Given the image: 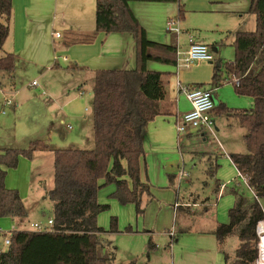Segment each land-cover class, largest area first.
Listing matches in <instances>:
<instances>
[{
	"label": "trees",
	"instance_id": "trees-1",
	"mask_svg": "<svg viewBox=\"0 0 264 264\" xmlns=\"http://www.w3.org/2000/svg\"><path fill=\"white\" fill-rule=\"evenodd\" d=\"M131 2H177L179 17L185 15L181 0H96L97 31L107 35L131 33L137 44L138 65L135 69L96 71L91 104L93 148H56L36 139L27 149H0V217L27 215L19 191L8 188L5 182L7 168L16 167L20 155L32 157L37 150L53 151L55 166L54 187L48 192L54 205L52 228L12 231L8 250L0 253V264H115L116 247L105 235L118 231L117 220L112 218L110 230L99 225V215L110 208L99 202V190L114 184L116 190L111 196L122 204H135L138 213L144 212L143 197L151 189L141 179L143 133L149 122L168 114L160 105L167 95L166 74L149 69L148 62L176 65L177 46L149 39ZM249 12L256 16L255 30L235 33V60L215 66L212 78L215 87L231 81L238 95L255 99L250 110L228 111L246 129L248 151L231 158L254 194L248 198L236 193L229 222L221 223L213 232L221 247L238 233L240 245L234 258L224 253V264H256V227L264 218L259 203L264 198V0H250ZM12 14L13 0H0V51L10 33ZM16 71L15 54L6 52L0 57V74H7L15 86ZM150 247H154L153 242Z\"/></svg>",
	"mask_w": 264,
	"mask_h": 264
},
{
	"label": "rangeland",
	"instance_id": "rangeland-1",
	"mask_svg": "<svg viewBox=\"0 0 264 264\" xmlns=\"http://www.w3.org/2000/svg\"><path fill=\"white\" fill-rule=\"evenodd\" d=\"M181 1L185 10L183 18L179 17L177 2L140 3L144 6L172 4L170 5L173 8L172 15L165 16L163 20L161 19L163 16H160L161 20L151 31L149 37L159 42L167 39L168 42L164 43L176 44L177 38L168 31L167 22L171 18H178L182 29L179 35V45L184 50L188 44L187 32L191 31L206 44L211 45L217 58L216 63L220 60L233 62L236 57L235 33L239 30L254 31L256 28V16L247 12L250 0L246 12L241 17L240 15H221L206 10L198 11L192 8L193 6L187 7L186 0ZM229 2L231 4V1ZM60 63L65 66V71L57 74H60L67 82L68 80L74 81L78 74H81L83 77L81 88L75 86L70 92L60 90L54 81L57 80L55 73L44 76L42 71H45V67L35 65H29L26 74L16 75L15 86H12L7 74H0V145L6 143L10 145L9 148L27 149L31 141L36 140L38 133L44 131L39 134L42 135L39 139L46 140L54 147L66 148L76 143H79L78 146L83 149L94 147L91 104L95 76L91 72L74 71L73 67L77 65L75 61L68 63L60 61ZM67 65L71 67L68 68ZM171 66L174 71V65ZM193 67L195 66L186 67V71H190ZM203 73L204 76L207 75L205 70ZM34 82H36L35 85ZM44 90L53 101L48 102V99H45ZM6 99H11L12 105H4ZM245 100L237 95L231 84L222 86L218 94H213L215 106H218L220 102L229 101L232 104L231 108L246 109ZM62 109L68 117L63 124L60 123L59 118L55 120V132L39 129V132L32 136L33 139L28 140V135L25 138L22 137L27 130L37 128V126L41 128L39 121L42 120L44 123L45 110H56L62 114ZM85 116L87 119H84ZM69 126L73 128L69 129ZM217 138L220 136L218 135ZM192 141L196 145L194 150L205 151L207 154L199 153L200 155L197 154L193 159V155L189 152L184 151L183 156L179 153L177 160L170 162V169L167 170L176 176L175 183L170 186L167 183V180L170 181L168 175L162 183L146 180L152 186V197L144 196L143 213L137 212L135 204H122L111 196L115 189L113 185H108L101 190L99 201L102 204H109L110 208L99 215V225L110 230L112 218L115 217L117 220L118 231L106 234V237L116 247L115 264H224L225 256L220 252L217 237L210 232L216 227L211 215L216 213L217 208L210 207L208 216L204 214L203 217L198 214L201 208L209 206L205 203L207 201L205 199L209 198L212 204L218 202L216 193L220 180L228 184L226 193L218 202L221 204L218 219L223 218L225 222L229 220L230 208L236 203L234 191L248 198H253V194L239 179L234 166L226 157L227 155H224L223 146L221 147L223 150L218 147L217 139L212 134L205 142L206 149L197 146V140ZM226 150L229 151L228 148ZM214 155L215 159L217 155L216 161L219 168L218 173L211 176L210 168L215 163H209L208 158ZM182 173L185 175L182 176ZM155 175L160 177L158 172ZM54 181L53 151L37 150L32 157L22 154L16 167L7 168V187L19 191L27 209V215L16 221L19 229L35 231L33 224L47 225L48 220L54 217V205L48 196V192L54 187ZM178 199L183 201L181 203L183 206H190L185 209L188 210V215L192 214L191 217L177 216L175 203ZM190 202L198 203V206ZM259 203L264 211V198H260ZM6 221V218L0 217V229L2 230L0 251L8 250L9 245L5 243V234L10 237L14 231L13 221L11 224ZM260 228V231H264V226L261 225ZM150 242L155 244L154 248L150 247ZM239 245L240 239L238 233H235L226 240L223 249L234 258L235 250ZM107 248L110 249V247Z\"/></svg>",
	"mask_w": 264,
	"mask_h": 264
},
{
	"label": "crops",
	"instance_id": "crops-1",
	"mask_svg": "<svg viewBox=\"0 0 264 264\" xmlns=\"http://www.w3.org/2000/svg\"><path fill=\"white\" fill-rule=\"evenodd\" d=\"M229 1H231V4ZM140 3L173 2H131L130 6L133 12L142 26L146 29L149 37L151 31L157 26L156 24L161 19L163 20L165 16L169 17L172 15L173 8L170 6L172 4H165V6H144V4ZM248 4L249 0H186L187 7L193 6L192 8H195L198 11L206 10L207 12L218 13L221 15H240V17L246 12ZM249 9L247 12H249ZM160 16L163 17L160 19ZM58 33L60 36H57ZM187 33L188 44L185 50L179 45V36L171 33L176 36V46L179 47L181 51H186L188 49L190 35H192L197 42L205 43V41L191 31ZM149 39H151V37H149ZM163 40L164 41L160 43L168 42L167 39ZM208 45L211 47L210 44ZM6 52L14 53L17 58V76L26 74L29 65L45 67V71H42V74L46 76L49 73H55L57 80L54 81L59 86L60 90L67 92H70L71 88H74L75 86H80L81 88L83 85L81 84L83 77L81 74H78L75 79L76 81L68 80L67 82L60 74H57L61 71H65V66H62L60 61L62 63L75 61L77 65L76 67H73L75 69L74 71H79V73L91 72L94 76L96 71L100 69H135L138 65L137 44L131 33H111L107 35L104 32L97 31L96 0H13L10 33L4 44V50L0 51V56L3 57ZM216 61L217 58L215 57V61L213 62H195L191 64L195 67L190 71H186V66L178 67L177 64L174 65L173 71L171 65L156 61L148 62L149 69L161 71L166 74L165 81L167 95L166 98L160 102V105L161 109L168 114L159 115L153 121L149 122L143 133L145 148V153L141 158V179L143 182L149 184V182L146 181L149 180L151 182L162 183V180L168 175L170 176V181L167 180V183H169L170 186L175 183L176 176H173L167 170L170 169L169 163L176 161L179 153L182 155L184 151L189 152L193 155V159H195L197 154H207L205 151L199 152L194 150L193 148H195L196 145L192 140H197V146H202V148L206 149L205 142H207L208 136H211V134L198 132L179 134L177 132L176 123L181 122L184 114L192 109V104L186 96L184 89L195 86L211 88L214 90L213 94H218V91L222 86L229 84L234 86V83L231 81L224 82L220 87L212 85L215 66L219 63L221 65L224 63L223 60H220L218 63H216ZM66 67L70 68L71 66L67 65ZM204 70L207 73L206 76L203 75ZM43 92L45 99H48V102H51L52 99H50L47 92L45 90ZM238 96L246 99L244 105L247 106L246 109L231 108L232 104L229 101H226L220 102L218 106H215V109L212 112L216 134V136H212L217 139L219 148L223 146L225 151L224 155H227L226 157L234 166L237 175L238 169L234 164L231 155L236 153H246L248 151L247 143L245 141L246 129L240 124L239 118L229 114L228 111L250 110L255 105V99L253 97ZM37 99L41 101L39 97H37ZM43 115V118L45 119L44 123L42 120L39 121L41 128H38L37 126V128L27 130V132L22 135L23 138L28 135V140L33 139L32 136L39 132V129L40 131H54L55 120L59 118L61 121L60 123L63 124L65 123L66 117H68L63 109L62 114L60 111L56 110H45ZM84 119H87V117L85 116ZM72 128L73 127L69 126V129ZM42 132L38 133L36 139H39L42 136L39 135ZM218 135L221 139L217 138ZM76 144H72L70 147L80 148L78 146L79 143ZM9 146V144L3 143L0 145V149H8ZM227 148L229 151L226 150ZM208 159L209 163H215L214 166L210 168L211 176H214L218 173L217 171L219 168L216 161L217 155L216 159L215 155L213 157L209 156ZM154 172H158L160 177H157ZM239 179L246 184L242 178L239 177ZM222 184L224 183L220 180L218 182L216 193L218 202L228 188L227 184L224 189H221ZM109 185L115 187V192L116 186L114 184ZM107 186L108 185L103 186L99 190L98 200L101 190ZM248 188L250 189L249 186ZM150 189L151 193L145 194L148 195L149 198L152 197V186H150ZM236 193L238 192L234 191L237 201L238 197ZM205 200H207L205 203L209 206L201 208L202 210H200L198 215L204 217V214H207L208 216L210 214V207L215 206L217 208L216 213L211 215V218L216 223V227L210 230V232L213 233L221 223H227V220L225 222L223 218L218 219L220 203L216 202V204L218 203L216 205L212 204L209 198ZM177 202L181 204L183 201H179L178 199L176 203ZM192 204L196 207L198 206V203ZM185 207L190 206H175L177 216H192V214L188 215V210H186ZM4 218L7 219L6 223L11 224L13 221L14 230H26L19 229V224L16 222L18 221V218ZM228 218L230 219L229 216ZM262 226H264V223ZM218 246L220 252L223 254L225 252L228 253L223 249V246L221 247L219 245V243ZM2 251L3 250H1L0 253Z\"/></svg>",
	"mask_w": 264,
	"mask_h": 264
},
{
	"label": "built area",
	"instance_id": "built-area-1",
	"mask_svg": "<svg viewBox=\"0 0 264 264\" xmlns=\"http://www.w3.org/2000/svg\"><path fill=\"white\" fill-rule=\"evenodd\" d=\"M167 29L170 33H174L177 36L180 35L182 29L180 25V20L178 18H171L167 22ZM57 36H60L58 33ZM213 62L215 61V55L211 49V47L208 44L200 43L195 40V38L190 35L189 37V47L186 51H181L179 47H177V66H190L191 64L195 62ZM235 81L238 82L237 78H235ZM34 85L36 82L33 83ZM184 92L188 99L190 100L192 104V109L185 113L182 121L176 123L177 132L179 134H185V133H210L214 136L215 134V122L212 117V112L215 109V104L213 101V92L214 90L211 88H203V87H192V88H186L184 89ZM11 99H6L4 105H12ZM5 112V110H3ZM229 156V155H228ZM185 175L182 173V176ZM238 177L242 178L246 184L248 185V179L242 175V173L238 170ZM227 186V184H222L221 189H224ZM252 191V190H251ZM253 192V191H252ZM254 194V193H253ZM179 202L175 204L176 207L180 206ZM264 222V218L259 220L257 227H256V233L259 237V257L261 254L260 250V244L262 235H264V231H260V223ZM54 224V219L51 218L48 220L47 225H42L39 223L33 224V227L36 231H46L50 230ZM2 232V230H0ZM5 243L7 245H10V237H8L6 234ZM258 260L256 264H258Z\"/></svg>",
	"mask_w": 264,
	"mask_h": 264
},
{
	"label": "bare ground",
	"instance_id": "bare-ground-1",
	"mask_svg": "<svg viewBox=\"0 0 264 264\" xmlns=\"http://www.w3.org/2000/svg\"><path fill=\"white\" fill-rule=\"evenodd\" d=\"M263 224V223H262ZM261 224V225H262ZM260 225V226H261ZM260 229V227H259ZM261 244H260V250H261V254H260V258L258 260V264H264V235L262 236V239H261Z\"/></svg>",
	"mask_w": 264,
	"mask_h": 264
},
{
	"label": "water",
	"instance_id": "water-1",
	"mask_svg": "<svg viewBox=\"0 0 264 264\" xmlns=\"http://www.w3.org/2000/svg\"><path fill=\"white\" fill-rule=\"evenodd\" d=\"M218 66H221V64L219 63Z\"/></svg>",
	"mask_w": 264,
	"mask_h": 264
}]
</instances>
